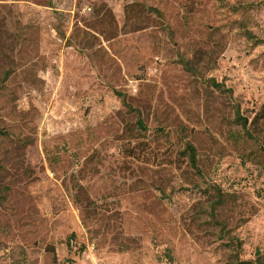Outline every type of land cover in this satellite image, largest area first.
Instances as JSON below:
<instances>
[{"label": "rangeland", "instance_id": "rangeland-1", "mask_svg": "<svg viewBox=\"0 0 264 264\" xmlns=\"http://www.w3.org/2000/svg\"><path fill=\"white\" fill-rule=\"evenodd\" d=\"M262 102L264 0H0V264L264 255Z\"/></svg>", "mask_w": 264, "mask_h": 264}, {"label": "trees", "instance_id": "trees-1", "mask_svg": "<svg viewBox=\"0 0 264 264\" xmlns=\"http://www.w3.org/2000/svg\"><path fill=\"white\" fill-rule=\"evenodd\" d=\"M152 10L158 13L157 9L152 8ZM185 64H186V62H185ZM8 75H9V72H5L4 77H7ZM212 84L215 87H219V88L223 87L222 83H216L214 80H212ZM116 94H119V92L116 91ZM234 118H235V121L242 127V129L246 131V133H248L250 136H253L252 133L249 131L250 127L258 129V130H259V128H262V130H264V102H262L258 111H256L254 113L251 120H249L248 117L241 115L239 107L235 111V117ZM138 125L140 127L144 128V125L139 120H138ZM262 132H264V131H262ZM258 134H260V133H258ZM261 134H264V133H261ZM262 136H264V135H262ZM185 150L188 152V157H189L190 163L193 166H195L196 160H195V149H194V147L192 145H190L189 143H187ZM261 258H264V255H261L258 251V252H256V258L255 259L238 261L237 264H264V261H262Z\"/></svg>", "mask_w": 264, "mask_h": 264}]
</instances>
